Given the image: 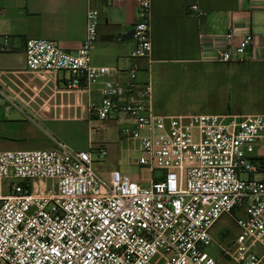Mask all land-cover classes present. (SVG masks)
<instances>
[{"label":"built area","instance_id":"2783aa9c","mask_svg":"<svg viewBox=\"0 0 264 264\" xmlns=\"http://www.w3.org/2000/svg\"><path fill=\"white\" fill-rule=\"evenodd\" d=\"M138 2L134 63L125 82L114 77V68L91 63L95 10L87 14L77 53L48 39L27 40L24 53L30 72L68 73V92L97 91L100 100L90 103V112L138 143V163L149 177L115 170L104 181L91 151L60 142L52 149L0 151V264H264V178H256L264 173L256 155L264 115H158L151 80L138 81V61L151 51L150 0ZM235 37L238 45L217 51L216 62L245 61L255 37L232 27L224 38L230 44ZM8 48L9 36L0 37V52ZM0 108L22 111L2 86ZM97 154L102 159L108 152L99 148ZM223 215L234 218L239 232L217 245L216 259L207 249Z\"/></svg>","mask_w":264,"mask_h":264},{"label":"crops","instance_id":"0c3cea01","mask_svg":"<svg viewBox=\"0 0 264 264\" xmlns=\"http://www.w3.org/2000/svg\"><path fill=\"white\" fill-rule=\"evenodd\" d=\"M91 10L98 11L91 63L114 68V77L125 82L134 63L132 31L140 20L138 0H0V37L9 36L8 51L0 52V86L20 105L22 111H12L14 115L17 112L34 123H85L90 132L96 124L108 128L114 123H101L90 112V103L100 100L97 91L68 92V73H33L25 63L29 39L52 40L61 49L77 53L87 36ZM149 24L151 51L148 59L138 61L139 82H152L154 65L215 64L229 73L235 87L264 85V0H150ZM232 27L239 34L252 33L254 43L247 48L244 62L218 63L213 59L217 51L239 43V37L230 44L224 38ZM153 101L157 105L154 97ZM57 142L39 148L52 149ZM256 155L264 159V153L256 150Z\"/></svg>","mask_w":264,"mask_h":264},{"label":"rangeland","instance_id":"374dc122","mask_svg":"<svg viewBox=\"0 0 264 264\" xmlns=\"http://www.w3.org/2000/svg\"><path fill=\"white\" fill-rule=\"evenodd\" d=\"M154 105L158 115L232 114L264 115V85L259 88L235 87L227 71L215 64L195 66H160L152 70ZM0 108V151L36 150L44 143L63 142L75 151H91L93 168L108 181L112 171H120L133 179H147L149 172L139 165V145L119 135L120 125L112 123L108 128L92 132L85 123H34L12 109L5 114ZM12 111H17L16 115ZM100 124H96L95 128ZM106 141V142H103ZM99 148L107 150L99 159ZM257 152L264 153L263 142ZM246 177V176H245ZM263 179L264 173L256 175ZM213 244L208 253L218 259L217 245L224 246L235 239L239 230L231 215H223L211 229ZM221 264H235L229 260Z\"/></svg>","mask_w":264,"mask_h":264},{"label":"trees","instance_id":"16d2710c","mask_svg":"<svg viewBox=\"0 0 264 264\" xmlns=\"http://www.w3.org/2000/svg\"><path fill=\"white\" fill-rule=\"evenodd\" d=\"M263 169H264V159H262Z\"/></svg>","mask_w":264,"mask_h":264}]
</instances>
